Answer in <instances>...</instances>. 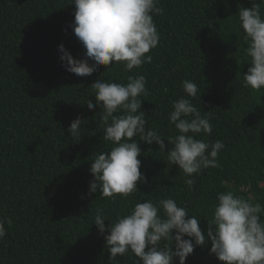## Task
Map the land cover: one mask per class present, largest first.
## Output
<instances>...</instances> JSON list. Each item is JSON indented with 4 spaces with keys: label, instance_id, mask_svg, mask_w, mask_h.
I'll use <instances>...</instances> for the list:
<instances>
[{
    "label": "trees",
    "instance_id": "1",
    "mask_svg": "<svg viewBox=\"0 0 264 264\" xmlns=\"http://www.w3.org/2000/svg\"><path fill=\"white\" fill-rule=\"evenodd\" d=\"M71 3L0 0V220L7 230L0 240V264H111L109 233L101 234L94 224L97 208L114 221L137 202L172 198L200 219L206 236L219 192L231 191L264 208V89L243 86L251 65L236 15L253 0H160L163 14L153 16L159 41L150 52L152 62L131 72L122 65L109 71L101 66L86 77L67 71L60 58L61 44L74 58H86L72 27ZM129 75L147 80V95L140 97L146 131L152 127L165 139L177 135L168 114L171 102L185 97L212 124L210 136L197 138L225 145L218 167L195 174L192 188L178 166L167 162V152L136 138L147 183L138 182L128 199L89 194L90 163L112 147L103 141L102 109L91 85L101 79L127 84ZM186 79L196 83V98L183 91ZM90 100L94 110L87 108ZM78 117L84 123L77 141L68 129ZM211 246L209 238L186 264H223L210 254ZM112 264H137V258L129 253Z\"/></svg>",
    "mask_w": 264,
    "mask_h": 264
},
{
    "label": "clouds",
    "instance_id": "2",
    "mask_svg": "<svg viewBox=\"0 0 264 264\" xmlns=\"http://www.w3.org/2000/svg\"><path fill=\"white\" fill-rule=\"evenodd\" d=\"M159 3L160 0H72L75 5L72 27L86 50V58H74L61 44L60 58L66 70L86 77L101 66L109 71L122 65L131 72L151 63L150 52L159 41L153 16L163 14ZM261 4L264 0H253L251 8H240L236 14L245 33L248 45L245 54L251 65L244 73L243 86L255 91L264 89ZM127 81L121 84L101 79L91 85L96 105L102 109L103 141L110 142L112 147L99 152L90 163L94 179L89 194L99 191L101 198L128 199L139 189L138 182L147 183L138 159L142 154L140 141L155 143L159 151L167 152V162L178 166L189 188L195 184V174L218 167V156L225 145L220 140L210 143L197 138L200 134L210 136L213 128L208 115H202L192 99L181 97L171 102L173 110L168 120L177 135L165 139L152 127L146 131L148 121L140 99L147 95L146 77L129 75ZM183 91L187 97L198 95L196 83L187 79L183 81ZM96 105L90 100L87 108L94 110ZM82 123L78 117L69 126L74 140L81 137ZM217 201L212 218L207 220V236L201 230L200 219L172 198L137 202L129 214L114 221L106 218L103 208H97L94 224L101 234L109 233L105 241L111 264L118 256L129 253L137 258V264H175L176 258L179 264H186L194 249L205 246L209 238L210 254L223 264H264V219H261L264 208L231 191L219 192ZM106 220L111 222L108 228ZM11 223L7 220L9 226ZM6 236L5 221L0 220V240Z\"/></svg>",
    "mask_w": 264,
    "mask_h": 264
}]
</instances>
